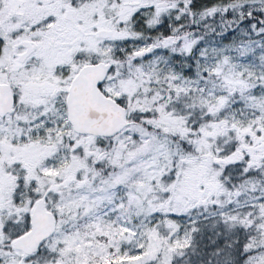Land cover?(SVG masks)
I'll list each match as a JSON object with an SVG mask.
<instances>
[{
	"label": "snow or ice",
	"instance_id": "1",
	"mask_svg": "<svg viewBox=\"0 0 264 264\" xmlns=\"http://www.w3.org/2000/svg\"><path fill=\"white\" fill-rule=\"evenodd\" d=\"M0 264H264V0H0Z\"/></svg>",
	"mask_w": 264,
	"mask_h": 264
},
{
	"label": "trees",
	"instance_id": "2",
	"mask_svg": "<svg viewBox=\"0 0 264 264\" xmlns=\"http://www.w3.org/2000/svg\"><path fill=\"white\" fill-rule=\"evenodd\" d=\"M198 2L203 3V2H205V0H198Z\"/></svg>",
	"mask_w": 264,
	"mask_h": 264
}]
</instances>
